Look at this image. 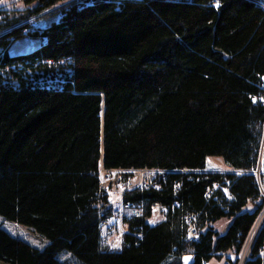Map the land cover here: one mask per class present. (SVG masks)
I'll list each match as a JSON object with an SVG mask.
<instances>
[{"label": "trees", "instance_id": "obj_1", "mask_svg": "<svg viewBox=\"0 0 264 264\" xmlns=\"http://www.w3.org/2000/svg\"><path fill=\"white\" fill-rule=\"evenodd\" d=\"M65 1L25 0L35 6L22 20ZM65 10L15 55L21 18L0 8V215L50 241L35 248L0 227V264H240L264 210L253 173L264 187V0ZM215 156L232 172L207 171ZM101 166L164 171L126 192L142 214L116 249L102 244L115 203ZM263 236L245 264H264Z\"/></svg>", "mask_w": 264, "mask_h": 264}, {"label": "rangeland", "instance_id": "obj_2", "mask_svg": "<svg viewBox=\"0 0 264 264\" xmlns=\"http://www.w3.org/2000/svg\"><path fill=\"white\" fill-rule=\"evenodd\" d=\"M34 6L35 5H31L28 7L25 0H0V8L10 10L14 15L13 17L21 18V21L16 24L14 28H22L23 33L26 35L14 43L11 49L12 54L17 55L21 53H28L38 48L44 40L36 37V30L41 26L49 25L52 22L57 21L62 5L59 4L55 8L49 9L40 15H36L27 21L22 20V17L27 16L28 9L32 10ZM259 168L260 166L258 169ZM207 169V171L213 172H232L225 164L223 158L217 156L209 159ZM101 173L108 195L115 205H119L121 198H124L125 194L123 195V193L127 192L125 188L136 187L140 181V176L131 170L109 171L101 166ZM147 176L149 180H152L155 177L153 175H150L149 177V174H147ZM160 214H155V218L162 217ZM0 227L6 230L13 237L23 240L35 248L45 249L50 244V241L47 238L37 233L33 228L18 222L7 220L2 215H0ZM105 231V235L107 238L109 237V241H111L112 246L118 244L117 247L113 248H120L123 245L124 233L120 230L119 224H107ZM244 250L245 249H243V251ZM249 256L250 253L248 254V257ZM60 258L72 259L71 254L68 252L61 253ZM204 264L214 263L206 262ZM220 264H226V261H222Z\"/></svg>", "mask_w": 264, "mask_h": 264}, {"label": "built area", "instance_id": "obj_3", "mask_svg": "<svg viewBox=\"0 0 264 264\" xmlns=\"http://www.w3.org/2000/svg\"><path fill=\"white\" fill-rule=\"evenodd\" d=\"M91 2V0H67L63 3H61V10L59 12V17L57 19V21H60L63 17H65L66 14V10L65 8H67L69 5H72L73 3H78V4H83V3H88ZM261 103L262 105H264V97L261 99ZM112 170H118V169H112ZM109 170V171H112ZM133 172H136L137 175L140 176V181L137 184L136 187H131V188H125V190L129 191L131 189H150L151 187L154 186V179L158 176V175H162L164 173L163 170H159V169H137V170H131ZM253 173H255L259 179V183H260V187L262 189V192L264 193V187L261 183V170L260 168L255 170ZM147 174L153 175L155 176L152 180H149ZM105 178V177H104ZM126 192V191H125ZM210 192V191H209ZM126 193H123V195ZM142 214V209L139 205H137L135 202L132 201H127L125 200V198H121V202L119 203V205H115L113 211H112V215L105 218L102 222L103 226L106 227L107 224L113 223V224H119V228L122 231V233H127L128 232V225L126 224L125 219H130L133 217H139ZM188 224L190 226L189 231H188V238L193 241V240H197L200 236L195 224H194V220L189 219L188 220ZM126 230H125V229ZM264 235V210L262 212V214L260 215L256 225L254 226L246 244L244 247V251L242 252L241 255V259H240V264H245V262L247 261V257L248 254L251 252L257 238L259 237L260 234ZM264 237V236H263ZM102 244L105 247H108L109 249H116L113 248L111 241H109V237L107 238L106 235H104L102 237ZM262 250V256L264 259V244L261 247ZM206 263V262H205ZM226 264H230V262H226Z\"/></svg>", "mask_w": 264, "mask_h": 264}, {"label": "water", "instance_id": "obj_4", "mask_svg": "<svg viewBox=\"0 0 264 264\" xmlns=\"http://www.w3.org/2000/svg\"><path fill=\"white\" fill-rule=\"evenodd\" d=\"M183 264H194V255L187 254L183 258Z\"/></svg>", "mask_w": 264, "mask_h": 264}, {"label": "snow or ice", "instance_id": "obj_5", "mask_svg": "<svg viewBox=\"0 0 264 264\" xmlns=\"http://www.w3.org/2000/svg\"><path fill=\"white\" fill-rule=\"evenodd\" d=\"M118 246V244H116V245H113V247H117Z\"/></svg>", "mask_w": 264, "mask_h": 264}, {"label": "bare ground", "instance_id": "obj_6", "mask_svg": "<svg viewBox=\"0 0 264 264\" xmlns=\"http://www.w3.org/2000/svg\"><path fill=\"white\" fill-rule=\"evenodd\" d=\"M90 3V2H89Z\"/></svg>", "mask_w": 264, "mask_h": 264}, {"label": "crops", "instance_id": "obj_7", "mask_svg": "<svg viewBox=\"0 0 264 264\" xmlns=\"http://www.w3.org/2000/svg\"><path fill=\"white\" fill-rule=\"evenodd\" d=\"M227 262V261H226Z\"/></svg>", "mask_w": 264, "mask_h": 264}]
</instances>
